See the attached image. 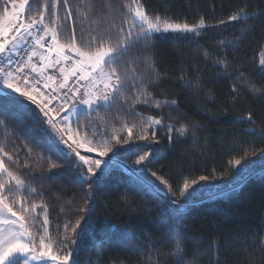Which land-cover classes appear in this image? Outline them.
I'll return each mask as SVG.
<instances>
[{
	"label": "trees",
	"instance_id": "obj_1",
	"mask_svg": "<svg viewBox=\"0 0 264 264\" xmlns=\"http://www.w3.org/2000/svg\"><path fill=\"white\" fill-rule=\"evenodd\" d=\"M130 2L83 0L104 16L101 29L111 19L105 15L108 4L115 7L119 25L127 11L123 5ZM141 3L149 14L179 23L205 20L199 36L171 31L156 34L147 45L132 44L119 60V67H125L128 74L124 96L131 97L146 85L151 100H175L176 104L156 108L141 103L130 109L118 98L100 116L93 113L90 126L107 123L105 135L110 137L112 126L119 129L125 121L139 124L141 117L153 116L163 121L155 140L134 139L114 149L106 159L111 158L109 166L104 174L98 173V180L92 178L89 190L90 181L78 175L76 157L60 142V134L46 123L37 106L0 88V144L17 161L6 166L37 189L35 202L47 206L53 235H63L65 222L74 224L78 217H85L82 231L77 229L81 233L78 243L67 242L66 250L73 253L69 264H156L157 260L176 264L175 256L163 255L175 243L168 240L169 233L182 240L184 259H194L195 264H264L260 244L264 240V159L250 156L242 166L228 163L245 151L258 152L264 147V0ZM42 4L43 0H30L24 21ZM245 5L247 13L255 15L229 22L228 17ZM221 20L225 22L220 24ZM76 27L79 38L80 28L91 31L96 25H80L77 20ZM249 113L253 121L247 120ZM76 120L69 124L72 132L77 130ZM79 121L81 126L87 123L84 116ZM181 126L187 128L184 135L178 131ZM133 131L139 132L137 128ZM62 134L68 139V132ZM149 150L151 162L136 165L138 151ZM52 161L60 166L51 168ZM152 172L167 179L177 195L184 179L200 175L210 179L193 185L191 199L177 211L175 205L145 191L143 181L167 191ZM176 198L170 194V199ZM83 207L87 211H81Z\"/></svg>",
	"mask_w": 264,
	"mask_h": 264
},
{
	"label": "snow or ice",
	"instance_id": "obj_2",
	"mask_svg": "<svg viewBox=\"0 0 264 264\" xmlns=\"http://www.w3.org/2000/svg\"><path fill=\"white\" fill-rule=\"evenodd\" d=\"M29 3L30 0H0V7L3 9L0 12V84L37 106L39 112L46 118V123L60 134V142L76 157L78 161L76 166L80 170L78 175L90 181L87 186L91 190L94 182L92 178L96 177L98 180V173L104 174L105 168L109 166L111 158L106 161L104 157H109V153H113L118 146L127 145L134 139L155 140L158 130L156 126H163L162 119L153 116L141 117L138 133L134 134L133 131L138 127L136 123L129 125L125 121L119 129L112 126L113 134L109 137L105 135L107 123L98 127L90 126L93 113L100 116L101 111L112 108L118 98L130 109L141 103H151L156 108L169 103L176 104L175 100L171 102L151 100L146 85L142 86L143 90L137 91L131 97L124 96L128 74L120 71V58L132 44L143 42L147 45L156 34L171 31L199 36L200 29L205 27V20L202 17L198 23L192 25L187 22L179 23L167 16L149 14L141 0H131L130 3L123 5L127 11L122 15L119 25L115 23V7L108 4L105 15L111 19L107 27L101 29L99 25L104 21V16L96 14L95 9L83 3V0L75 5L73 0H43L36 14L28 17L25 23L24 14ZM250 15L254 16L255 13H247L245 5L230 15L228 20L229 22L247 20ZM77 20L80 25L87 22L96 27L91 31L80 28L78 38ZM224 22L221 20L219 23ZM21 50L25 52L24 57L19 56ZM207 55L205 52V56ZM14 56L17 59L14 60ZM49 69L58 71L59 77L54 72L50 73ZM261 70L264 71V60H261ZM251 87L259 91L255 85ZM42 89L50 91L44 92ZM232 91H237L235 86ZM53 101L58 102L50 108L49 105H52ZM62 112L65 114L62 120H56L52 115V113L59 115ZM133 114L139 115L134 111ZM80 116H84L87 121L82 126ZM73 117H77L75 132H72L66 123H70ZM101 119L103 120L102 117ZM247 120L253 121L251 113L247 115ZM149 129H152L151 134ZM171 130L169 126V131ZM125 131L127 134L122 135ZM178 131L184 135L187 128L181 126ZM64 132L69 133L68 139L64 138L62 134ZM45 133L47 134L46 130ZM80 149L85 153L95 152L96 158L89 159L81 154ZM152 155L150 150L138 151L134 163L136 165L144 164L145 161L150 163ZM250 156L264 159V147L258 152L255 149L251 152L245 151L239 158H233L228 163L242 166ZM4 157H7V161ZM8 162L17 163L13 155L6 150V146L0 144V264H36L37 261L40 264H47L48 261H52L53 264H69L73 253L71 250H65L68 248L67 242L70 241L72 245L78 243L81 233L77 229H81V222L85 217H78L74 224L71 221L65 222L63 242L58 243L57 238L49 232L47 206L43 201L40 204L35 202L34 194H37V189L26 185L10 166H6ZM59 166L54 161L50 162L51 168ZM147 166L145 164V168ZM152 176L156 177L167 191L152 181H143L145 191L153 197H159L175 205L177 211L191 199L192 192L195 191L193 185L210 179L207 175H200L198 179H184L177 195L172 191V185L167 179L156 172H152ZM170 194L177 198L170 199ZM38 207L42 209L39 214L36 212ZM81 211H87V208L83 207ZM40 215L43 216L42 222L38 219ZM168 240H174L175 243L168 253L163 254L165 257L175 256L176 264H195L194 259L187 261L184 259L182 255L184 248L180 238L169 233ZM260 244L264 247V240H261ZM156 264L163 262L157 260Z\"/></svg>",
	"mask_w": 264,
	"mask_h": 264
},
{
	"label": "rangeland",
	"instance_id": "obj_3",
	"mask_svg": "<svg viewBox=\"0 0 264 264\" xmlns=\"http://www.w3.org/2000/svg\"><path fill=\"white\" fill-rule=\"evenodd\" d=\"M10 4V3H9ZM11 7V4H10V6H9V8ZM25 22V21H24ZM25 23H27V22H25ZM35 59V58H34ZM261 60H264V53H263V55H262V57H261ZM120 71L123 73V72H125L126 71V69H125V67H123L122 65H120ZM49 72L50 73H52V72H54V74L55 75H57L58 77H59V72L58 71H55V70H53V69H49ZM0 88L2 89V90H5V91H7V92H10V93H12V94H14V95H16V96H19V94L18 93H13V92H11V90L10 89H5L4 87H3V85L2 84H0ZM37 99L39 100L40 99V97H38L37 96ZM42 103H44L45 101H41ZM54 104H56V102L55 101H53L52 102V105H49V107L51 108ZM52 115H53V117L56 119V120H62V118H63V116L65 115L63 112L62 113H60L59 115H56L55 113H52ZM75 118L76 117H73L72 118V121H74L75 120ZM71 121V122H72ZM66 123H68V127H69V122H66ZM137 125H138V127H137V129L140 131V128H139V124L137 123ZM157 127V129L159 128V126H156ZM169 127V126H168ZM151 131H152V129H149V134H151ZM149 144H151V143H149ZM80 152L81 153H83V154H85V155H87V156H90V157H92V158H96V153L95 152H93V153H85L84 151H83V149H80ZM103 159H107V157H104ZM113 161H115V160H113ZM31 202V201H30ZM36 212H37V214H39V213H41L42 212V209L41 208H37V210H36ZM38 219L42 222V220H43V216L42 215H40V216H38ZM35 230V229H34ZM49 232H50V230H49ZM51 233V232H50ZM52 234V233H51ZM53 235V234H52ZM54 237H56L57 238V242L58 243H61L62 241H60V238L59 237H62V239H63V235L62 236H58V235H53ZM66 250V249H65ZM38 254V253H37ZM46 259V258H45ZM36 264H40V262L39 261H37L36 262ZM47 264H53V262L52 261H48L47 262Z\"/></svg>",
	"mask_w": 264,
	"mask_h": 264
},
{
	"label": "built area",
	"instance_id": "obj_4",
	"mask_svg": "<svg viewBox=\"0 0 264 264\" xmlns=\"http://www.w3.org/2000/svg\"><path fill=\"white\" fill-rule=\"evenodd\" d=\"M53 55H54V53H53ZM19 56H20V57H24V56H25V52H24L23 50H21L20 53H19ZM13 59L15 60V59H17V57L14 56ZM69 63H70V62H69ZM70 83H71V81H70ZM42 91H44V92H48V91H50V89H42ZM55 102L57 103L58 101H55Z\"/></svg>",
	"mask_w": 264,
	"mask_h": 264
}]
</instances>
